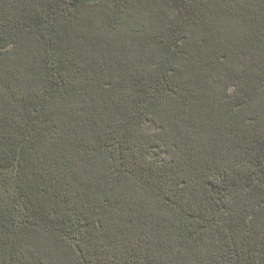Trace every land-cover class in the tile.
Here are the masks:
<instances>
[{
    "label": "trees",
    "instance_id": "trees-1",
    "mask_svg": "<svg viewBox=\"0 0 264 264\" xmlns=\"http://www.w3.org/2000/svg\"><path fill=\"white\" fill-rule=\"evenodd\" d=\"M0 264H264V0H0Z\"/></svg>",
    "mask_w": 264,
    "mask_h": 264
}]
</instances>
